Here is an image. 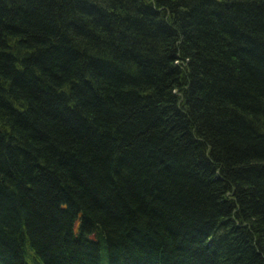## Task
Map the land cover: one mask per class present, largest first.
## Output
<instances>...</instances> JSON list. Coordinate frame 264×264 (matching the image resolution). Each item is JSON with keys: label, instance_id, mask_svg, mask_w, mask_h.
<instances>
[{"label": "trees", "instance_id": "16d2710c", "mask_svg": "<svg viewBox=\"0 0 264 264\" xmlns=\"http://www.w3.org/2000/svg\"><path fill=\"white\" fill-rule=\"evenodd\" d=\"M0 264H264V0H0Z\"/></svg>", "mask_w": 264, "mask_h": 264}]
</instances>
